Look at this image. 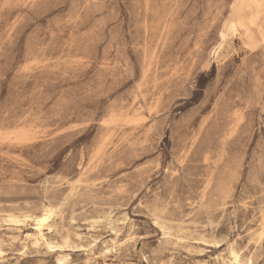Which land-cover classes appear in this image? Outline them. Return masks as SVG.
<instances>
[{"label":"rangeland","instance_id":"374dc122","mask_svg":"<svg viewBox=\"0 0 264 264\" xmlns=\"http://www.w3.org/2000/svg\"><path fill=\"white\" fill-rule=\"evenodd\" d=\"M223 263L264 264V0H0V264Z\"/></svg>","mask_w":264,"mask_h":264},{"label":"bare ground","instance_id":"6f19581e","mask_svg":"<svg viewBox=\"0 0 264 264\" xmlns=\"http://www.w3.org/2000/svg\"><path fill=\"white\" fill-rule=\"evenodd\" d=\"M236 17V16H234ZM110 122V121H109ZM52 214L51 209L49 208H45L43 211H41L39 214L37 215H33L31 218V220L34 221L35 224V229L37 231V233L41 236L42 235V228L45 227L47 225V221L50 218ZM29 218V217H28ZM231 252V251H230ZM232 255L234 257V260L237 261V256L235 253L232 252ZM231 255V256H232ZM223 264H228V263H223Z\"/></svg>","mask_w":264,"mask_h":264}]
</instances>
